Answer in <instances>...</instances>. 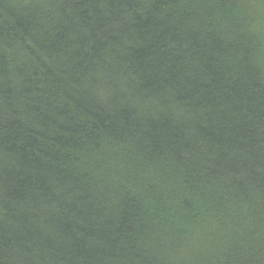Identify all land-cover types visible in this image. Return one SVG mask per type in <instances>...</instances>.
<instances>
[{"label": "trees", "instance_id": "16d2710c", "mask_svg": "<svg viewBox=\"0 0 264 264\" xmlns=\"http://www.w3.org/2000/svg\"><path fill=\"white\" fill-rule=\"evenodd\" d=\"M0 264H264V0H0Z\"/></svg>", "mask_w": 264, "mask_h": 264}]
</instances>
